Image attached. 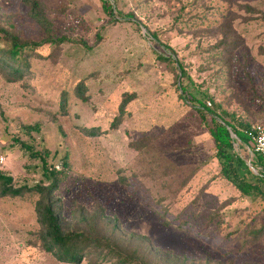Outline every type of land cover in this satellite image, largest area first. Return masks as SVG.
Wrapping results in <instances>:
<instances>
[{"label":"rangeland","instance_id":"rangeland-1","mask_svg":"<svg viewBox=\"0 0 264 264\" xmlns=\"http://www.w3.org/2000/svg\"><path fill=\"white\" fill-rule=\"evenodd\" d=\"M40 1L51 35L73 41L38 47L44 57L21 80L0 73V172L15 186L48 183L19 138L47 149L49 165L68 162L54 192L66 225L103 208L120 229L189 260L264 264V197L221 176L207 121L187 100L191 92L264 128V0H110L115 20L102 0ZM0 27L44 37L21 0H0ZM125 93L134 98L112 128ZM34 123L38 131L21 129ZM92 127L98 135L85 133ZM234 151L253 158L240 142ZM38 198L0 196V264H73L39 244Z\"/></svg>","mask_w":264,"mask_h":264},{"label":"trees","instance_id":"trees-1","mask_svg":"<svg viewBox=\"0 0 264 264\" xmlns=\"http://www.w3.org/2000/svg\"><path fill=\"white\" fill-rule=\"evenodd\" d=\"M21 1L28 6L31 17L44 31V37L40 41L25 39L8 28L0 27V73L9 82L21 80L24 75L30 73L32 58L44 57L36 51L38 47L45 43L60 46L63 42L73 41L66 35L56 38L51 35V23L46 17L40 0ZM102 6L111 19L115 20V11L110 0H102ZM117 14V17L122 19L134 17L133 14H123L121 11ZM100 37L98 34L97 41ZM152 38L157 40L155 33H152ZM81 44L89 49L92 48L84 41H81ZM162 45L170 49L167 45ZM159 56L162 59L169 58ZM177 67L180 71L179 76L184 77L186 72L183 66L178 63ZM75 89L77 96L86 100V87L82 81L76 83ZM179 89L180 97L185 98L183 93L187 91V87L181 82ZM133 98L132 94L123 95L119 104V114L112 122V128L118 126L125 113L126 105ZM187 100L192 104L196 103L194 105L196 111L203 121H207V129L214 142L215 158L220 166L221 176L243 195L264 197V158L254 155L250 163L246 164L244 159L234 151L235 142L245 146L251 143L250 133H256L252 124L240 120L234 112L221 108L217 103L209 107L201 97L191 92L190 99ZM66 101L67 94L63 92V107ZM39 128L40 124L34 123L23 125L21 129L31 133L38 131ZM99 132L96 127H92L85 133L94 136ZM16 141L30 157H38L41 160L42 173L48 183L15 186L12 176L0 172V196L26 198L37 195L39 197L35 204L37 220L40 224L39 244L58 261L73 264H80L83 260H86L88 264H210L208 260L192 261L187 257L174 254L171 250L154 247L144 235L120 229L117 222H114L115 218L105 216L103 208H97L93 212L80 209V219L77 223L68 221L66 225L65 218L61 215V208L56 207L57 200L54 198V192L65 177L68 162L62 161L60 168L49 165L46 160L47 149L38 151L19 138Z\"/></svg>","mask_w":264,"mask_h":264},{"label":"built area","instance_id":"built-area-1","mask_svg":"<svg viewBox=\"0 0 264 264\" xmlns=\"http://www.w3.org/2000/svg\"><path fill=\"white\" fill-rule=\"evenodd\" d=\"M253 129H255L256 133H250L251 143L247 147L253 156L260 155L264 158V128L253 127Z\"/></svg>","mask_w":264,"mask_h":264}]
</instances>
